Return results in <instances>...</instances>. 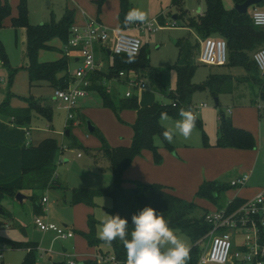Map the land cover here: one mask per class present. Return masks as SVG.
<instances>
[{"label": "rangeland", "instance_id": "1", "mask_svg": "<svg viewBox=\"0 0 264 264\" xmlns=\"http://www.w3.org/2000/svg\"><path fill=\"white\" fill-rule=\"evenodd\" d=\"M19 0H7L11 7V15L0 28V39L7 54L9 66L17 67L23 57L22 29H15L11 26V17L17 14V4ZM129 0L130 9L136 8L144 11L148 16V22H153V31L140 30L136 27L140 22L129 25L124 32L126 34L139 38L142 42L145 54L148 57L149 65L159 71L160 80L164 87L158 89L151 81L146 69L139 72V78L144 81L146 88L137 90L130 87L125 82L110 80L106 82L104 89L109 88V96L115 109L104 106L101 95L98 91H89L87 96L80 99L75 118L68 121V111L64 104L53 97L54 89L45 81H40L35 85L28 84L27 74L19 70L14 76L11 86L8 87V75L6 66L0 62V103L5 99L9 91V104L11 107H25L27 103L24 98L34 100L42 99L44 104L52 107V119L49 122L46 117L32 111L31 122L28 126H14L9 132V138L17 143H31L37 146L38 143L47 137L54 138L58 143L56 155V167L52 180L55 181L50 188L36 190L33 193L34 199L25 197L21 202L15 196L4 195L0 201V264H21L26 254V249L21 244L32 243L35 245L36 264H68L69 260H76L73 256L79 254L96 253L100 249L108 256L111 253V245L102 242L99 247H90L84 241L80 232H87V215L92 214L99 222L96 226V235L101 227L100 221L111 207L112 201L107 196H100L95 199L96 206L90 207L82 204H71V191L74 188H105L111 183V173L108 169V159L101 149V134L107 144L111 147L128 146L131 141V124L135 119V111L132 109L119 110L120 100L125 98V93L130 91L133 96L139 98L143 106L152 103L169 105L173 98L166 94H175L177 85V75L175 64L179 53V45L174 40H188L196 42L201 47L203 38H198L192 28L187 27L185 21L181 18L174 19V15H179L181 9L186 14L196 17L206 8L205 0ZM73 0H27V13L29 22L32 24L48 23L51 20L58 21L62 18L66 9H82L77 4L72 8ZM225 9H233L235 3L233 0H221ZM113 5L109 9L105 8L99 12L102 24L108 29H118L115 22ZM93 16L96 18L97 4L95 3ZM129 9V10H130ZM251 7L249 8V12ZM105 15L102 17V14ZM83 13H85L83 11ZM159 14L163 15V23L157 20ZM92 15V14H91ZM175 23V27L169 25ZM162 28H159V26ZM50 48L42 49L39 52L40 62L56 61L61 55L63 42L59 38H53L49 41ZM112 42L109 40L106 47H95L94 56L98 63H101L102 72L108 73L109 66L112 63V56L107 53L111 49ZM261 47V46H259ZM257 48V47H256ZM255 48V49H256ZM254 49V50H255ZM254 50L249 51L250 58ZM198 57V56H197ZM196 57V68L193 76V83L203 84L210 75L230 76L231 79L224 85L217 94L219 106L216 105L215 96L207 89L197 90L191 98L192 109L201 121V126L196 128L190 139L185 140L178 134L174 136L171 145H188L189 148L203 145L211 150L219 149L216 146L217 129L219 121L217 119L219 111L232 121V123L242 129L252 133L255 139V148L251 150L229 149L228 153H219L208 157L203 162L206 168L212 167L218 179L221 182L230 183L235 174L249 173L247 167L251 169V176L247 180V187L261 190L264 187V100L259 97V85L257 79L250 77V72L244 66L225 65H207L200 63ZM80 66L74 59L69 61L70 84L75 76V70ZM258 76V75H257ZM245 77V78H244ZM259 78V76H258ZM206 104V107L199 108L200 104ZM14 104L18 106H13ZM230 108L233 113L229 115L226 110ZM169 121L159 123L165 129L174 126V122L180 117H174L168 114ZM3 120L0 125H10L7 117H0ZM89 120L95 127V132H88L86 121ZM71 123L70 135L66 134V126ZM28 130L31 136L26 137ZM2 133H0L1 135ZM163 137L156 135L154 143L158 147H165ZM168 143V142H167ZM169 144V143H168ZM0 145V154L2 151ZM7 148V147H5ZM17 150V148H8ZM14 152V151H13ZM19 152V151H18ZM242 153H250L251 157L244 156ZM10 155V154H9ZM6 156V157H9ZM212 155V153H208ZM1 158V155H0ZM6 167L11 171V181L18 179L17 174L20 170V159L11 156ZM246 169V170H245ZM245 170V171H243ZM19 175V174H18ZM55 176V177H54ZM237 188H228L220 195L217 203H211L208 200L195 199L202 207L207 208V214L212 215L216 211L226 209L231 194ZM18 192H21L20 190ZM27 196L28 192H21ZM45 196L47 202L42 203L44 213L37 215L34 200L41 203V198ZM201 213V212H200ZM110 215V214H109ZM36 216H41L45 221L55 223L58 226H64L73 232V236L67 239H60L53 231H41L34 223ZM186 244L191 247V240L180 231H174ZM232 249H240L244 242L249 240L251 233L245 230L234 229ZM209 242V236H205L200 241L201 253L204 252ZM63 249H66L64 255ZM77 261V260H76Z\"/></svg>", "mask_w": 264, "mask_h": 264}, {"label": "trees", "instance_id": "2", "mask_svg": "<svg viewBox=\"0 0 264 264\" xmlns=\"http://www.w3.org/2000/svg\"><path fill=\"white\" fill-rule=\"evenodd\" d=\"M105 0H96L98 12ZM245 0H233L235 4L243 3ZM205 10L192 17L182 10L177 18L185 21L187 27L192 28L198 38L209 36L224 38L227 42V62L229 66H244L250 72V77L257 79L259 85V97L264 100V77L259 72L252 58L248 53L256 47L264 46V28L256 27L251 21L248 12L238 13L234 8L225 9L221 0H205ZM252 7L264 9V0ZM251 7V8H252ZM129 0H119L118 28L126 29L129 25H124L125 14L129 11ZM11 15V7L7 0H0V28L3 27L4 20ZM74 20V11L66 9L62 18L58 21L51 20L48 23L32 24L29 22L27 13V0H19L17 4V14L11 17V26L15 29L23 28L25 35L23 57L19 67L9 66L4 45L0 39V62L6 66L8 75V87L19 69H25L28 76V84L35 85L40 81L47 82L53 89H66L70 83L68 76L69 58L61 55L56 61L40 62L39 52L42 49L50 48L49 41L59 38L65 43L69 38V27ZM157 20L162 23V16H157ZM179 45V53L174 66L177 75V85L175 94H166L173 98L169 105L152 103L148 106H141L138 97L131 95L120 100L119 110L132 109L136 112L132 128L131 141L128 146L111 147L105 138L99 134L101 149L108 159V169L111 173V183L105 188H74L71 191V204H82L95 207V199L100 196H107L111 199V207L107 208L110 215L119 214L129 222V233L132 230L131 217L138 213L145 206L154 208L158 214H163L168 221L169 227L174 231H180L191 240L189 249L190 259L187 264H197L201 255L200 241L208 236L212 229L210 222L206 220V208L198 205L193 200L180 198L169 192L164 186L156 183L145 184L136 180H125L124 171L128 168L132 160L140 155L143 150H150L153 154L154 163L161 162V155L158 146L154 143V137H163L165 130L159 123L160 114L166 112L174 117H178L180 108H192L191 98L197 90H209L215 97L222 91L224 85L231 79L230 76L210 75L203 84L193 83V76L196 68V57L200 47L196 42L188 40H176ZM132 57V62H127ZM133 69L141 72L142 69L148 71L149 78L154 85L163 90L159 71L149 65L148 57L143 46L135 56L126 54L115 55L109 66V72L105 73L96 70L90 77L92 85L89 90L98 91L101 95L104 106L115 109L109 93L105 92L100 81L104 77H110L119 70ZM259 78H258V76ZM9 91L5 99L0 103V117H7L12 124L18 127H26L31 122V113L36 111L43 115L50 122L52 119V107L44 104L42 99L34 100L24 98L27 102L25 107H11L9 104ZM216 105L219 106L218 98ZM219 126L217 129L216 146L229 147L243 150L255 148V139L248 130L238 128L232 124L230 118L219 111ZM196 125L201 126V121L197 118ZM71 123L66 126V134L70 135ZM96 129L93 130L95 132ZM0 143H2L0 141ZM21 149V177L22 185L20 189H13L4 186L7 180L0 181V201L4 195L15 196L20 190L28 192L26 197L34 199L33 193L36 190L50 188L55 181L52 180L56 167V155L58 143L54 138H44L37 146L32 144H20ZM165 147L174 150V146L165 142ZM129 183L128 186H124ZM231 186L219 180L204 181L196 191L195 196L205 199L211 203H217L221 194ZM246 199L235 197L228 201L226 209L228 211L241 205ZM37 215L43 213L42 203L34 200ZM1 209V208H0ZM2 211V210H1ZM201 212V213H200ZM99 222L92 214L87 215V232H80L86 243L90 247H99L103 242L96 235V226ZM130 238V237H129ZM26 249V254L21 264H36L35 245L32 243L21 244ZM111 253L116 259V264H126V250L117 239L111 244ZM97 255H107L100 249ZM82 264H100L94 259H87Z\"/></svg>", "mask_w": 264, "mask_h": 264}, {"label": "built area", "instance_id": "3", "mask_svg": "<svg viewBox=\"0 0 264 264\" xmlns=\"http://www.w3.org/2000/svg\"><path fill=\"white\" fill-rule=\"evenodd\" d=\"M249 14L254 26L264 28V9L252 7ZM162 26H159L158 29ZM169 26L175 27L176 24L173 23ZM136 27L142 31L157 29L153 27V22L140 23ZM69 32V38L63 43L61 52L69 60H78L80 66L75 70L72 83H69L66 89L55 88L53 91V97L62 102L68 111V121L75 118L79 100L87 96L90 91L89 86L92 85L90 75L96 70H100L101 63L95 59L94 45L100 44L101 47H106V43L111 40V49L106 48V50L112 57L120 54L135 56L142 46L139 38L126 34L120 29H108L97 19H90L82 26L72 24L69 27ZM197 60L207 65H225L227 62L226 40L214 36L204 38L201 41ZM252 60L264 77L263 47L253 52ZM110 80L125 82L137 90L146 88L144 81L139 78V73L133 69H121L110 77H104L100 84L105 87L106 82ZM105 92L109 93V88ZM131 95L130 91L125 93V97ZM202 107H206V104L199 105V108ZM26 135L29 136L28 130H26ZM249 176L250 173L239 174L230 180L229 185L240 188L246 184ZM257 197L264 198V187L233 210L222 209L212 215L206 213V220L211 223L212 229L208 234L209 242L206 249L201 253L197 264H264V203L258 202ZM45 202H47V198L43 196L41 203ZM34 223L43 232H55L60 239L73 236V232L66 226H58L45 221L41 216H36ZM234 229L251 233L250 239L236 250L232 249ZM64 255L68 256L69 254L65 252ZM93 259L100 264H116L114 256L96 255ZM68 264H79V262L69 260Z\"/></svg>", "mask_w": 264, "mask_h": 264}, {"label": "crops", "instance_id": "4", "mask_svg": "<svg viewBox=\"0 0 264 264\" xmlns=\"http://www.w3.org/2000/svg\"><path fill=\"white\" fill-rule=\"evenodd\" d=\"M112 1H114V6L116 8V11H114V15H115L114 24H117L116 28H118L119 0H105L101 6L100 11L103 12L104 8H105V11H106V9H109V7L111 5H113V4H111ZM172 2L177 3V0H173ZM95 3H96V0H73L71 7L74 8L77 4H79L78 6H81L82 9H75V8L70 9V10L74 11V20H73L72 24L77 25V26H82L88 20H90L91 18L88 16H93V13L95 10V7H94ZM96 9H97V11H96V15H95L96 18L95 19L99 20L102 23V19L100 18V15H98V13L100 12V11L98 12V5H97ZM182 10H184V9H181V11ZM83 11L85 13H83ZM104 15H105V12H104V14H102V17ZM159 15L162 16V23H163V21H164L163 15L162 14H159ZM173 18L176 19L177 15H174ZM128 28H126V29H128ZM21 29H22L21 40H22V44H23L22 48L24 50V48H25L24 47L25 35H24V29L23 28H21ZM126 29H123V31H125ZM95 47L100 48L101 45L95 44L94 45V51H95ZM261 47L264 48V46H261ZM261 47H257L256 49L261 48ZM74 60L76 62H78V60H76V59H74ZM19 66H17V67H19ZM19 70H23L26 72L25 69H19ZM26 74H27V72H26ZM27 78H28V76H27ZM226 87L227 86H224L223 89ZM215 98H217V97H215ZM138 100H139V98H138ZM139 104L141 106H143V104L140 100H139ZM26 105H27V103H25V106ZM13 106H18V105L14 104ZM226 112L229 115H231L233 113L232 109H230V108H228L226 110ZM135 116H136V112H135ZM217 119H218V117H217ZM2 121L3 120L1 119L0 123H2ZM13 128H14V126L12 123H10V125H7V126H5L4 124L0 125V133H2L0 135V141L2 142V143H0V145L2 146L1 147L2 151L0 154L1 155V158H0V181L7 180L4 183V186L9 187V188H13V189H20L21 185H22V181H21V177L18 175L19 173L17 174L18 179L15 180L14 182H12L11 178H9L12 173L9 170V168L6 167V163H7L8 159L11 156H13V157H18L20 159V170H21V149L19 147V145L21 143H17L12 138H9L10 135H8L9 132L11 130H13ZM22 131L25 132L24 135L26 137H28L26 135V130L23 129ZM29 136H31L30 132H29ZM25 144H29V143L25 142ZM5 147H7V148H5ZM13 147L17 148L19 152L17 150L8 149V148H13ZM229 149H232V148L219 147V149L217 148V149L211 150L209 147H206L203 145H201V146L199 145L198 147H194V148H189L188 145H179L178 147L174 146V150L171 151V150L167 149L166 147H158V151L160 152V155H161V162L159 164L154 163L153 154L150 150H143L140 155L136 156L132 160V162L130 163L128 168L124 171L123 177L125 180H128V181L136 180V181H139V182H142L145 184H152V183L160 184V185L164 186L169 192L173 193L174 195H176L180 198H183V199H186L189 201L190 200L195 201V199L197 198L195 196V194H196V191L198 190L199 186L204 181L218 180L216 178H218V176H220V174L216 175V173L213 171L212 167L206 168L203 165V162L205 161L206 158L213 156V154L216 156L219 153H228V151H230ZM240 150H243V149H240ZM246 151H248V150H246ZM208 153H212V155H208ZM242 154L244 156H249V157L252 156V154H250V153H242ZM8 155H9V157H6ZM246 169H248V171L251 172V169L249 167H247ZM20 170H19V172H20ZM245 170H243V171H245ZM239 174H235L231 178V180L235 176H238ZM250 176H251V173H250ZM250 176H249V178H250ZM128 185H129V183H126L124 186H128ZM256 189L257 188H255V187L254 188L247 187V185L245 184L244 186L237 188L235 190V192L231 194V199H233L235 197L242 198V199L251 198L259 191ZM201 200H205V199H201ZM197 204L200 205L199 202ZM200 206H202V205H200ZM206 210L208 211L207 208H206ZM43 213H44V211H43ZM64 226H66V225H64ZM84 241H85V239H84ZM65 252H66V249H63V253H65ZM96 255H97L96 253H88V254L74 255L73 257L77 260V262L80 263V262H83L87 259H93Z\"/></svg>", "mask_w": 264, "mask_h": 264}, {"label": "clouds", "instance_id": "5", "mask_svg": "<svg viewBox=\"0 0 264 264\" xmlns=\"http://www.w3.org/2000/svg\"><path fill=\"white\" fill-rule=\"evenodd\" d=\"M136 22L147 23V14L140 9H130L124 18V25ZM130 57L127 62H132ZM180 119L174 122V126L166 127L162 132L164 140L173 143L174 136H182L185 140L191 138L197 122V115L192 108H180L178 113ZM166 112L160 114V121H169ZM258 202L264 203V198L257 197ZM132 230L129 233V222L119 214L109 215L105 213L100 221L101 227L98 238L111 245L113 241L119 240L126 250V264H187L190 259L189 247L169 227L168 221L163 214L145 206L131 217ZM130 237V238H129Z\"/></svg>", "mask_w": 264, "mask_h": 264}, {"label": "water", "instance_id": "6", "mask_svg": "<svg viewBox=\"0 0 264 264\" xmlns=\"http://www.w3.org/2000/svg\"><path fill=\"white\" fill-rule=\"evenodd\" d=\"M262 0H245L243 3H240V4H235L234 5V9L240 13V14H245L248 12V9L254 5H257L261 2ZM174 42H176L174 40ZM110 52L108 51V54ZM217 101V98H215V102ZM86 129L88 132H93V130L95 129L94 125L89 121L87 120L86 121ZM68 134V132H67ZM26 196L24 194H22L21 192H17L15 194V198L17 200H19L20 202L25 198ZM0 213H2L1 209H0ZM79 264H82V262H80Z\"/></svg>", "mask_w": 264, "mask_h": 264}]
</instances>
